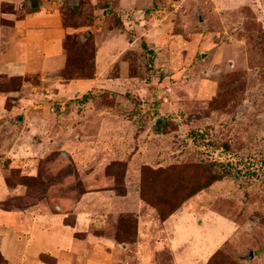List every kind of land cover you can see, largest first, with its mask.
<instances>
[{
	"label": "rangeland",
	"instance_id": "1",
	"mask_svg": "<svg viewBox=\"0 0 264 264\" xmlns=\"http://www.w3.org/2000/svg\"><path fill=\"white\" fill-rule=\"evenodd\" d=\"M46 5L0 0V210L48 243L78 206L70 264H264V0H65L63 67L2 71ZM13 229L0 264L24 255L2 253Z\"/></svg>",
	"mask_w": 264,
	"mask_h": 264
},
{
	"label": "crops",
	"instance_id": "2",
	"mask_svg": "<svg viewBox=\"0 0 264 264\" xmlns=\"http://www.w3.org/2000/svg\"><path fill=\"white\" fill-rule=\"evenodd\" d=\"M64 1L65 0H48V5L45 6L46 8L43 6L44 9L16 21L13 30L16 34V38L14 39L15 43L12 42L7 48V54L1 56L4 58L7 55L8 59L6 64H2V71L12 72L13 75H20L31 73L35 71L36 68L45 65H48V70H53V67H63V40L66 34L72 33L70 32L71 30L66 29L63 25L60 7L63 5ZM47 8L48 13L45 12ZM37 27H43L44 30L37 31ZM18 40L23 44H18L20 43ZM1 43L2 41H0V51L4 48V45ZM78 82L83 83L80 81ZM0 109H3V101L1 98ZM1 175L2 172L0 171V194L3 198H6L10 194L1 180ZM77 209L78 206L74 208L77 212L76 227L74 228L65 225V216L63 214H48V231L51 233L55 231L57 235L55 236V240L48 238V243L45 241L37 242L35 239H32L29 234L27 235V233H25L26 229L23 222V218L27 215L25 211L16 210L13 212H5L0 210V233L3 229L12 230V228H16L15 230L13 229L12 235H9L11 233H3L1 235L2 253L6 256L7 260L8 256L14 259L15 254L12 252V256L9 254V242L13 243V247L15 245L20 246L21 243V245H23L22 252L24 251V255L20 258V264H25L28 257L27 253L30 252V248L35 252V262L33 264H51L40 261V255L42 253H48L51 257L56 258V264H70L68 263V259H70L68 250L72 251L75 248H80V244L73 237L74 231L77 232V230L83 229V227H80L82 218ZM10 225L12 226L10 227ZM16 259L18 260V258Z\"/></svg>",
	"mask_w": 264,
	"mask_h": 264
},
{
	"label": "trees",
	"instance_id": "3",
	"mask_svg": "<svg viewBox=\"0 0 264 264\" xmlns=\"http://www.w3.org/2000/svg\"><path fill=\"white\" fill-rule=\"evenodd\" d=\"M37 1H33V3H36ZM65 11V8L62 10ZM66 12V11H65ZM78 36L75 35H68L67 41H66V48L67 51L70 52L73 51L71 46H69L71 41H74ZM87 42L83 45L84 47L89 46V39L88 36L86 37ZM75 44V43H74ZM71 48V49H70ZM72 64L68 63V66L65 70H63V79L66 81L74 80V79H93L96 74V66H95V57L90 60L86 59L85 63L82 66H76L75 68H72Z\"/></svg>",
	"mask_w": 264,
	"mask_h": 264
},
{
	"label": "water",
	"instance_id": "4",
	"mask_svg": "<svg viewBox=\"0 0 264 264\" xmlns=\"http://www.w3.org/2000/svg\"><path fill=\"white\" fill-rule=\"evenodd\" d=\"M253 257V254H251V258Z\"/></svg>",
	"mask_w": 264,
	"mask_h": 264
}]
</instances>
